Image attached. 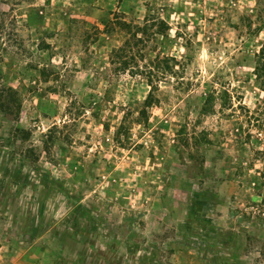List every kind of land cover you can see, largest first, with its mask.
I'll return each instance as SVG.
<instances>
[{"label":"rangeland","instance_id":"obj_1","mask_svg":"<svg viewBox=\"0 0 264 264\" xmlns=\"http://www.w3.org/2000/svg\"><path fill=\"white\" fill-rule=\"evenodd\" d=\"M116 14L178 61L139 122ZM261 44L264 0H0V264H264Z\"/></svg>","mask_w":264,"mask_h":264},{"label":"trees","instance_id":"obj_2","mask_svg":"<svg viewBox=\"0 0 264 264\" xmlns=\"http://www.w3.org/2000/svg\"><path fill=\"white\" fill-rule=\"evenodd\" d=\"M113 17L112 22L108 21L106 23L105 29L115 25L125 35L120 45L110 50L109 63L112 65L113 72L116 74L127 73L131 77H138L148 87L140 107L135 110L136 120L139 122L141 118H146V109L157 102L158 98L154 91L158 89L157 83L159 80L176 76L178 70L175 66L178 65V61L175 56L164 54L161 50L155 51L154 54L149 52L151 50L148 49V43L151 41L159 38L161 44L162 40H170L169 27L163 18L149 15L144 16L141 23H132L127 22L123 16L118 14ZM247 56V60L243 58V61H245L244 65L250 69L247 73L252 76L255 87L261 91L260 101L264 104V44H261L252 54H247ZM215 98L220 99V107L226 105L234 107L225 88H221L216 92L213 87H206L201 94V110L203 112H213ZM94 105L95 108L98 107L96 103ZM238 107L242 106L239 104ZM127 112L130 111L127 110ZM93 113L95 114L96 112L93 110ZM251 115L252 112L249 118L252 117ZM257 121L259 120L256 119L253 126L264 131V119L258 123ZM123 128V123L121 122L116 128V136L122 132ZM256 152L264 157V149L256 150Z\"/></svg>","mask_w":264,"mask_h":264}]
</instances>
